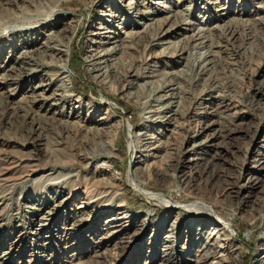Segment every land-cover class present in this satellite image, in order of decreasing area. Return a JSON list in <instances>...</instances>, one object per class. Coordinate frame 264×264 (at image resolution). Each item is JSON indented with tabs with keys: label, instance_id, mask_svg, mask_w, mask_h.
Returning <instances> with one entry per match:
<instances>
[{
	"label": "rangeland",
	"instance_id": "374dc122",
	"mask_svg": "<svg viewBox=\"0 0 264 264\" xmlns=\"http://www.w3.org/2000/svg\"><path fill=\"white\" fill-rule=\"evenodd\" d=\"M133 1L0 0V264H173L172 224L181 249L189 222L221 219L223 264H260L264 0Z\"/></svg>",
	"mask_w": 264,
	"mask_h": 264
},
{
	"label": "bare ground",
	"instance_id": "6f19581e",
	"mask_svg": "<svg viewBox=\"0 0 264 264\" xmlns=\"http://www.w3.org/2000/svg\"><path fill=\"white\" fill-rule=\"evenodd\" d=\"M117 3L119 6V9L123 12H126V13H130L131 11H133L137 7L136 2H134L133 0H117ZM150 13H151L150 11H146V10L142 11L141 10V11L137 12L135 14V16L142 18V20H144L145 18H147L148 16L151 15ZM102 28H104V27L102 26ZM111 32H112L111 29H108V30H104V32H97V33H95V35L103 36L105 33H111ZM161 33L163 36L167 34L164 31H161L159 34H161ZM108 35H110V34H108ZM106 37H105L106 40L103 42V44L105 43V45H109L111 43L112 44L116 43V40H114L115 37H114V35H112V33H111V36H106ZM102 39H104V38H102ZM137 40H140V35L137 37ZM41 48L37 49L38 50L37 54H35L34 52H30V55H28L29 61L25 62V63H27L29 65V63L31 61H35L36 58L39 57V58H42V62L40 64H43V62L45 61L44 59H46V57H48L47 55H48V52L50 50V47H49V45L46 46V44H43V47H41ZM56 50L59 52V54H61V52H62L61 49L56 48ZM115 50H116V46H111L108 49L106 48L105 50H102L100 53H97L96 57L99 60H102L103 62H105L104 58L106 59V56L108 54L111 55V53L115 52ZM52 53L53 52H51V54ZM64 59L60 60L61 61L60 71H61L62 75L63 74L65 75L68 73L67 60H64ZM37 60H36V62H37ZM26 61H27V59H26ZM38 62H40V61H38ZM66 77H67V79L65 77L64 78L66 80H68L67 75H66ZM66 88H68V87H66ZM42 123L39 121V123H38L39 127L37 126V129H39L40 126H42ZM212 124H209V126ZM56 130H57V128H56ZM254 133H256V132H254ZM210 135H214V134H210ZM209 140H210V137L208 135L207 138L205 137L204 141H205V143H208ZM133 144L134 143H131V146H133ZM260 147L264 148V139L261 140ZM255 161H256L255 163H257V167L259 168V170L264 171V160H255ZM134 183H135V181H134ZM138 187H139L141 192H143L144 194H146L150 198L159 199L160 201H162L167 206H170L171 208L179 209L178 212H181V211H187L188 212L189 211L192 213H195V212H203V213H205V212L209 213L210 212V213H212L214 211V207L209 205L205 201H196V202H193L190 204H181L180 203L181 205H177V203H176L175 205H173L174 203L164 193L149 191V190H147L141 186H138ZM57 195H59V194H57ZM60 196H62V195H60ZM36 211H37L36 214L38 215L39 212L42 210L39 209ZM71 211H74V215H76V212H78V209H72ZM49 214H50L49 211L45 212V214L39 218V221H38L39 224L38 225L40 228L44 227L46 225L47 216ZM221 221H222L221 223H218V224L211 226L209 228H207L204 224H201V223L196 224L195 222H192V223L189 222L186 226L185 231H183V235L184 234L187 235L186 237L188 238V242H186L181 247V249H178V242H179L180 238L182 237V234H180L179 236L175 235L174 229L176 228V223L172 224L171 228L168 230L167 234L164 236V238H165L164 243H166L164 245L166 248V249H164V252L166 253V255H164L163 257L169 256L168 259H172L173 264H183L181 259L183 257L185 258L188 247L190 246V241L192 240V242H191L192 250H193L194 246H200V248H202V250L204 251V253L202 252L203 254H200V255H194L192 252V264H223V261H225V259L227 257V252H228L227 250H228V248L232 242H231L230 235L226 231V226L224 225V224H228V223L226 221H224L223 219H221ZM239 254H240V252H239ZM239 254L236 256L237 259L239 257ZM177 256L179 257V260H175V258H177ZM256 261H257V263L264 264V247L261 248V250L258 252V256H257ZM236 264H240V262H237Z\"/></svg>",
	"mask_w": 264,
	"mask_h": 264
}]
</instances>
